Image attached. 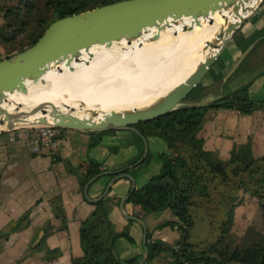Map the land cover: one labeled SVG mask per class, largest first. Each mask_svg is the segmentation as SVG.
<instances>
[{
    "label": "trees",
    "instance_id": "1",
    "mask_svg": "<svg viewBox=\"0 0 264 264\" xmlns=\"http://www.w3.org/2000/svg\"><path fill=\"white\" fill-rule=\"evenodd\" d=\"M113 1L116 0H0V49L4 48L6 52L1 55V59L33 44L51 21ZM261 34H264V30L246 35L241 49L244 51ZM262 42L264 38L246 56L251 55ZM249 59L244 57L239 61L225 77L222 86H227L237 76L242 77V82L207 105L178 107L134 125L145 137L161 138L172 151L155 153L160 164L158 172L149 177L141 191L133 189L130 200L139 206L142 214L168 208L174 218L159 222L155 228L168 226L179 233L178 238L170 243L162 238H152L148 231V255L143 263L155 264V258L161 256L162 260L156 264H264V233L256 231L248 244H234L231 238L234 208L239 203L235 201L238 189L256 196L260 215L264 218V154L256 156L252 142L248 139L233 145L229 157L223 160L215 151L205 148L203 138L198 135L204 115L210 107L234 108L240 113L261 108L264 112V98L254 99L249 93L252 81L264 72V57L257 62ZM198 87L188 94L186 100L189 101L190 94ZM92 176L93 173L87 179ZM117 202V199L107 195L92 202L94 207L81 221L79 229L83 254L72 256L69 264L137 263L140 256L120 258L114 250L115 239L129 235L130 223L129 220L121 231L114 229L109 212L112 204ZM192 206L206 207L207 214L212 215L211 212L217 211L222 214L219 233L213 241L202 245L189 239L193 221L190 212ZM55 207V212L62 217L65 225L61 205ZM27 215L24 213L22 218L26 219ZM22 218L9 226L7 232L23 227ZM43 240L44 237L35 247L41 245L45 254L59 252L58 248L46 246Z\"/></svg>",
    "mask_w": 264,
    "mask_h": 264
},
{
    "label": "crops",
    "instance_id": "2",
    "mask_svg": "<svg viewBox=\"0 0 264 264\" xmlns=\"http://www.w3.org/2000/svg\"><path fill=\"white\" fill-rule=\"evenodd\" d=\"M263 26L264 0L233 34L221 55L201 79L199 86L207 88L204 92L205 98L201 100L221 96L242 82V77L237 76L227 86H222L229 72L244 58V54L264 38V34L256 37L243 51L241 47L244 37L253 31L262 32ZM254 52H264V42ZM257 58L250 57L249 60L256 61ZM222 75L224 76L221 78ZM249 93L254 99L264 98V72L252 81ZM56 129L53 141L40 145L39 150H33L16 130L0 133L7 134L6 139L0 138V264H69L72 256L82 255L79 235L81 221L93 209L92 199L104 191L113 174L97 177L88 185L85 193L84 185L91 178L87 177L91 173L95 175L105 170L123 168L138 159L145 148L143 138L130 129L97 132ZM198 135L203 138L205 148L216 151L223 159L229 157L233 145L248 139L252 142L253 153L256 156L262 155L264 112L261 108L250 113H240L234 108L211 109L206 111ZM145 138V158L125 170L133 177L134 188L139 191L147 185L149 177L159 170L160 164L155 153L165 149L159 137ZM22 157L27 158L20 160ZM23 167L42 178L46 174L45 184L41 185V192L38 194L29 193L27 197L23 194L31 186L28 179L19 181L17 178ZM130 188L131 179L121 176L111 183L105 195L118 200L112 204L109 212L114 229L121 231L130 220L129 233L134 238L132 247H125L119 252L115 250L116 253L120 258L135 255H140L141 258L144 254L142 221L148 231H151V226L174 216L168 208L156 213L142 214L139 206L131 202L130 195L127 196ZM55 196L60 198L58 199L63 209L65 225L53 207L52 200ZM27 211L29 224L8 233L5 228L9 221ZM163 228L161 229L164 230ZM43 237L46 246L58 248L57 254H45L43 249L38 251L35 245Z\"/></svg>",
    "mask_w": 264,
    "mask_h": 264
},
{
    "label": "water",
    "instance_id": "3",
    "mask_svg": "<svg viewBox=\"0 0 264 264\" xmlns=\"http://www.w3.org/2000/svg\"><path fill=\"white\" fill-rule=\"evenodd\" d=\"M251 1L116 0L51 21L33 44L10 57L0 59V125H5L0 128V133L35 125L86 132L130 129L143 138L145 143L143 154L123 168L96 173L84 185V192L87 193L88 185L97 177L113 174L104 191L92 199L96 201L108 192L115 179L126 176L131 179V188L127 194L129 196L134 189V179L125 170L141 162L147 154V140L134 125L178 107L207 105L220 97L198 101L186 100L187 95L200 83L205 73L221 55L233 34L263 0H256L253 4ZM217 17L219 19H216ZM185 18L190 19L188 24L184 23ZM179 23L182 24L180 31H189L194 26L201 27L204 24L217 23V26L211 36L203 40L199 50L203 56L184 79L146 105L121 110L110 108L102 112L99 118L95 117L99 114L97 110L91 109L89 115L79 116L56 108L51 103H37L25 109H22L20 103H16L10 111L2 105L8 92L25 89L27 80L36 81L51 64L72 58L83 48L95 44L110 45L120 40L131 43L148 32L151 35L145 42H154L158 39L160 31L171 24ZM177 33L175 31L173 35ZM142 44L141 42L140 45ZM181 59L182 57L179 61ZM30 116L36 117L29 120ZM142 225L144 254L136 264L143 263L148 255V229L143 221Z\"/></svg>",
    "mask_w": 264,
    "mask_h": 264
},
{
    "label": "bare ground",
    "instance_id": "4",
    "mask_svg": "<svg viewBox=\"0 0 264 264\" xmlns=\"http://www.w3.org/2000/svg\"><path fill=\"white\" fill-rule=\"evenodd\" d=\"M183 21L188 24L190 19ZM216 24L189 31H180L181 23L171 24L154 42H145L151 35L148 32L131 43L120 40L83 48L76 56L51 64L36 81L27 80L25 89L8 92L2 105L10 111L16 103L22 109L51 103L79 116L97 110V118L110 108L146 105L184 79L203 56L199 51L203 40L211 36Z\"/></svg>",
    "mask_w": 264,
    "mask_h": 264
},
{
    "label": "rangeland",
    "instance_id": "5",
    "mask_svg": "<svg viewBox=\"0 0 264 264\" xmlns=\"http://www.w3.org/2000/svg\"><path fill=\"white\" fill-rule=\"evenodd\" d=\"M0 21H2L1 17H0ZM255 53L256 52L253 51V53L251 55L246 56V54H244L243 57H258L256 62L261 59L260 57H264V52L256 53V54ZM5 54H6L5 49L2 48L0 51V55H5ZM198 85H200V83ZM206 90H207L206 87L199 86L196 90H194V92L192 94H190L189 101H193V100L198 101V100H201L202 98H205L204 92ZM186 99H187V97H186ZM216 108H219V107H210L207 109V111H209L211 109H216ZM223 108H226V107H223ZM26 127H30V126H26ZM16 129H13V130L22 131L25 129V127H19ZM0 138L6 139L7 134L6 133L0 134ZM161 141L163 142L164 147H165V149L162 151L170 153L172 151V149H170L168 147V145L162 139H161ZM26 158L27 157H22L20 160H23ZM223 160H226V159H223ZM17 164H19L18 161H17ZM17 178L19 181L23 180V179H28L30 181V184H31L30 188L26 192L23 193L27 197L29 193L30 194H35V193L38 194V192H41V185L45 184L46 174L44 173L43 178H42V177H40V175H38V174L36 175V173L32 172V170H29L28 168L23 167L19 171ZM53 186H55V183L53 184ZM52 191L54 192V190H52ZM235 194H236L235 201H239V203L234 208V219H233V224L231 227V238H232V241L234 242V244H237V243L243 244L244 242L248 244L252 241V237L255 235L256 231L264 233V218L260 215V207L258 205V200H257L256 196L252 195L251 193H249L247 191H244L243 189H238L235 192ZM39 195H41V194H39ZM58 198L59 197H57V196L53 197L52 201H53L54 209H56L55 206L60 207V201H59L60 198L59 199ZM205 208L206 207H203V206L202 207L192 206L191 211H190L193 221L191 223V235H190L189 239L196 244H202V245L204 244V242L213 241L214 239H216V237L219 233L218 225H219L220 220L222 218V214L219 211H217L216 213L211 212L212 213V215H211V214L206 213ZM25 213L28 214V211ZM213 213L215 214V216ZM22 215H20L16 219L9 221V223L6 225L7 227L5 229L9 230V226L15 224L17 222V220L22 218ZM171 215H173V214L171 213ZM162 217H165V215ZM166 219L167 218H165L163 220H166ZM163 220H161V221H163ZM23 221H24V223H22ZM161 221H159V222H161ZM29 222H30V218H29V214H28L26 219L22 218L21 223L23 224L22 226L24 227V226L28 225ZM157 224L151 226L150 232L152 234V238H162L163 237L162 239H164L170 243L174 242L175 239L178 238L179 233L177 230L172 229L168 226L163 228L164 230L156 229L155 226ZM119 238H120V241H118ZM133 239L134 238L132 235H130V233L127 236L121 235V236L117 237L114 241V250L119 252L125 247H132L133 246L132 245ZM37 249H38V251H41V245H39V248H37ZM116 251H115V253H116ZM117 256H118V254H117ZM161 260H162V257L159 256V257L155 258L154 263L156 264ZM141 264H145V263H141Z\"/></svg>",
    "mask_w": 264,
    "mask_h": 264
},
{
    "label": "built area",
    "instance_id": "6",
    "mask_svg": "<svg viewBox=\"0 0 264 264\" xmlns=\"http://www.w3.org/2000/svg\"><path fill=\"white\" fill-rule=\"evenodd\" d=\"M18 133L25 138L26 143L33 150H39L40 145L49 144L53 141L56 135V128L48 125H35L25 127L24 130L18 131Z\"/></svg>",
    "mask_w": 264,
    "mask_h": 264
},
{
    "label": "flooded vegetation",
    "instance_id": "7",
    "mask_svg": "<svg viewBox=\"0 0 264 264\" xmlns=\"http://www.w3.org/2000/svg\"><path fill=\"white\" fill-rule=\"evenodd\" d=\"M135 189V188H134Z\"/></svg>",
    "mask_w": 264,
    "mask_h": 264
}]
</instances>
